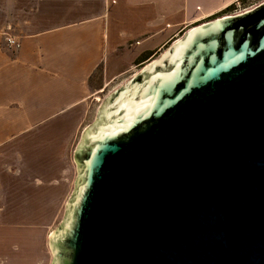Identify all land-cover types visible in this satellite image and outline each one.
Wrapping results in <instances>:
<instances>
[{
  "label": "water",
  "instance_id": "water-1",
  "mask_svg": "<svg viewBox=\"0 0 264 264\" xmlns=\"http://www.w3.org/2000/svg\"><path fill=\"white\" fill-rule=\"evenodd\" d=\"M89 132L53 264H264V0L175 39Z\"/></svg>",
  "mask_w": 264,
  "mask_h": 264
},
{
  "label": "crops",
  "instance_id": "crops-1",
  "mask_svg": "<svg viewBox=\"0 0 264 264\" xmlns=\"http://www.w3.org/2000/svg\"><path fill=\"white\" fill-rule=\"evenodd\" d=\"M237 1L1 0L20 47L0 30V146L46 125L72 132L84 103L122 74L105 77L106 63H148L182 26Z\"/></svg>",
  "mask_w": 264,
  "mask_h": 264
},
{
  "label": "rangeland",
  "instance_id": "rangeland-1",
  "mask_svg": "<svg viewBox=\"0 0 264 264\" xmlns=\"http://www.w3.org/2000/svg\"><path fill=\"white\" fill-rule=\"evenodd\" d=\"M262 1L238 0L229 10L182 26L175 38L203 22L235 14ZM6 12L0 0V30L7 42V34L17 30ZM173 41L158 49L153 59ZM113 64H108L110 70L105 65V77L114 71L122 74L84 103L86 114L72 122L77 129L71 132L47 125L36 127L16 136L11 133L0 146V264H53L51 236L59 231L66 217L78 177V151L114 93L124 83H130L146 63ZM46 123H61V119Z\"/></svg>",
  "mask_w": 264,
  "mask_h": 264
},
{
  "label": "built area",
  "instance_id": "built-area-1",
  "mask_svg": "<svg viewBox=\"0 0 264 264\" xmlns=\"http://www.w3.org/2000/svg\"><path fill=\"white\" fill-rule=\"evenodd\" d=\"M7 42L10 46L18 48L20 47V42L18 41V39L16 38V36L14 37L12 34H7Z\"/></svg>",
  "mask_w": 264,
  "mask_h": 264
},
{
  "label": "trees",
  "instance_id": "trees-1",
  "mask_svg": "<svg viewBox=\"0 0 264 264\" xmlns=\"http://www.w3.org/2000/svg\"><path fill=\"white\" fill-rule=\"evenodd\" d=\"M233 7V4H231V5H229L228 7H226L223 11H225V10H229V9H231ZM215 16V15H214ZM152 54H154V53H150L148 56H150V55H152ZM156 55V54H155ZM148 56H144L145 57V59L146 58H148ZM141 58H143V57H141ZM142 60H144V58L143 59H138L137 60V63H139V62H141Z\"/></svg>",
  "mask_w": 264,
  "mask_h": 264
},
{
  "label": "bare ground",
  "instance_id": "bare-ground-1",
  "mask_svg": "<svg viewBox=\"0 0 264 264\" xmlns=\"http://www.w3.org/2000/svg\"><path fill=\"white\" fill-rule=\"evenodd\" d=\"M259 4H260V3H259ZM259 4H258V5H259ZM255 6H257V5H253V6H251L250 8H247V9L242 10V11H240V12H237V13H235V14H240V13L245 12V11H247V10H249V9H251V8H253V7H255ZM89 133H90V132H89ZM89 133H88V135H89ZM53 236H55V233H53L51 237H53Z\"/></svg>",
  "mask_w": 264,
  "mask_h": 264
}]
</instances>
